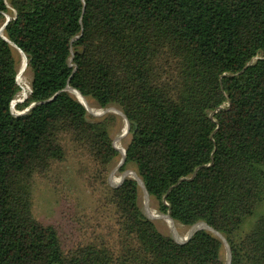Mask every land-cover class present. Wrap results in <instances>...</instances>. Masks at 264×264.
I'll use <instances>...</instances> for the list:
<instances>
[{"label":"trees","instance_id":"trees-1","mask_svg":"<svg viewBox=\"0 0 264 264\" xmlns=\"http://www.w3.org/2000/svg\"><path fill=\"white\" fill-rule=\"evenodd\" d=\"M7 17L0 264H227L210 231L184 244L161 232L135 178L109 184L117 116L91 115L68 87L126 116L121 172L159 214L208 224L232 264H264V0H0V30ZM21 54L31 91L16 109L30 110L17 115ZM72 159L96 202L61 229L36 217L35 192L68 182Z\"/></svg>","mask_w":264,"mask_h":264},{"label":"rangeland","instance_id":"rangeland-1","mask_svg":"<svg viewBox=\"0 0 264 264\" xmlns=\"http://www.w3.org/2000/svg\"><path fill=\"white\" fill-rule=\"evenodd\" d=\"M7 1L9 2L10 0ZM20 60H21L20 72H21V70L25 67V61H26L25 57L22 54ZM31 79L32 76L27 70L22 75H20L18 79L19 82L18 84L21 88V93L18 99L13 102L12 112L14 114L19 115L20 113H22L16 109V105H18L19 104L18 101H22L25 96L28 97L29 92L31 91ZM82 102L86 105L88 109L91 110L90 114L93 116L97 115L99 116L98 118H100L109 114V113L106 114L105 110L96 108V104H94V102L89 103L87 100L84 99H82ZM110 114H115L117 116L116 125L113 131V138H114V143L116 144L120 152L123 153L125 151V144L127 138L122 139L121 141L119 140V138L126 131L127 128L126 121L124 120L123 116L119 114L116 113H110ZM121 160H122V155L113 165L109 177L111 173H113V171L118 167ZM69 162L70 164L69 166L66 167V171H65V173H69L68 182H64V180H62L60 184H58L55 187L54 184L51 183L49 180L38 181V186L35 192L34 212L36 217L45 224L54 225L56 227H60L61 229L62 228L70 229V225L67 223V219L69 213L75 210V204H81V207L86 206L92 208L94 207L96 202L95 196L92 195L91 190L86 186L84 179L78 174L77 163L73 159L70 160ZM128 170L134 171V169L132 168H129ZM123 174L124 173L121 172V169H119L110 178L108 177L109 184L112 187L118 185L122 179ZM54 179L59 181V176H55ZM139 202L145 214L149 212L152 215V213L156 212V214L161 215L156 210V203L154 202V200L151 197L148 198L142 189L140 190ZM67 211L69 213H67ZM90 212L91 210L89 209L88 213ZM153 218L155 219L154 222L156 223L158 229L161 232L173 236L172 229L170 228L169 223L166 220L160 219L156 215ZM176 230L179 238L184 239L189 235L191 228H185L183 226H179L176 224ZM227 256H228V252L226 249V259Z\"/></svg>","mask_w":264,"mask_h":264},{"label":"water","instance_id":"water-1","mask_svg":"<svg viewBox=\"0 0 264 264\" xmlns=\"http://www.w3.org/2000/svg\"><path fill=\"white\" fill-rule=\"evenodd\" d=\"M9 22H10V18L7 17V21H6V23L4 24L3 28L0 30V35H1V36H3L2 32H3L4 28L7 26V24H8ZM22 55L26 58L27 64H26V66L21 70V72L19 73L18 78H17V81H18L20 75H22V74L27 70V67H28V60H27V57H26L24 54H22ZM66 90L69 91V92L72 93V94H74V93L77 92L76 90H74V89H72V88H70V87H68ZM77 93H79V92H77ZM79 94L82 95L81 93H79ZM74 95H75V94H74ZM26 99H27V97L25 96L24 99H23L22 101H18V103H19V104H20V103H23ZM77 99L80 101L79 98H77ZM80 102H81V101H80ZM81 103L85 106L86 110H87L89 113H91L90 110L86 107V105H85L83 102H81ZM12 105H13V103H12ZM29 110H30V109H27L26 111H24V112H22V113H20V114L23 115V114L27 113ZM105 113H106V114H108V113H109V114H110V113H116V114H119V115L123 116L124 120L126 121L127 128H126V131L124 132V134L119 138V140L121 141L122 139H125V138L129 135V133H130V129H131V127H130V123H129L128 119L126 118V116H125V115H124L119 109H117V108H115V107H111V108L105 110ZM103 115H105V114H103ZM95 116H97V115H95ZM101 116H102V115H101ZM105 116H106V115H105ZM97 117H99V116H97ZM113 145H114V148L116 149V148H117L116 144L114 143ZM121 155H122V160H121L120 164L118 165V167L113 171V173H111L110 177H111L115 172H117L119 169H121V167L124 165V163H125V161H126V151H124V153H121ZM110 177H109V178H110ZM127 177H133V178H135L136 181L138 182L140 188H141V189L144 191V193L146 194V196H147L148 198L150 197L149 192H148V190H147V188H146L144 182H143L142 179L138 176V174H137L135 171H133V170H128V171H126V172L123 174L122 179H121V181L119 182V184L116 185L115 187H117V186H119L120 184H122V183L124 182V180H125ZM145 215H146L150 220H153V221L155 220L149 212H148L147 214H145ZM162 216H163L164 220H166L168 223H171V224L173 225V227H174L173 230H172V232H173V238H174V240H175L176 242H178V243H181V244L187 243V242H188V241H189V240H190V239H191V238H192V237H193L198 231H200V230H207V231H210V232H212L213 234H215L217 237H219V238L222 240V242L224 243V245H225V247H226V249H227V252H228V256H227V264H232V251H231V248H230V246H229V244H228L226 238H225L221 233H219L218 231H216V230H214L213 228H211L208 224H206V223H204V222H201V223H199V224L193 226V227L191 228V231H190L189 235H188L186 238L181 239V238H179V236H178V234H177V230H176V222L173 220V218L171 217V215H170V214H167V215H162Z\"/></svg>","mask_w":264,"mask_h":264},{"label":"bare ground","instance_id":"bare-ground-1","mask_svg":"<svg viewBox=\"0 0 264 264\" xmlns=\"http://www.w3.org/2000/svg\"><path fill=\"white\" fill-rule=\"evenodd\" d=\"M25 59H26V58H25ZM74 94H75V96H76L77 98H79L80 101L82 102V98H83V97L78 93V94L80 95V96H79V95L77 94V92L74 93ZM81 97H82V98H81ZM89 110H90V109H89ZM90 111H91V110H90ZM116 149L119 150L118 147H117ZM119 151H120V150H119ZM123 153H124V152H123ZM152 215H154V216L156 215V216L159 217L160 219H164L163 216L156 214V212H155V213H152ZM169 226H170V228L173 230V225H172L171 223H169Z\"/></svg>","mask_w":264,"mask_h":264}]
</instances>
